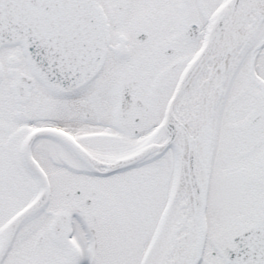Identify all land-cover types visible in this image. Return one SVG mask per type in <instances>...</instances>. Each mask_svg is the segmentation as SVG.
<instances>
[{
	"label": "snow or ice",
	"instance_id": "1",
	"mask_svg": "<svg viewBox=\"0 0 264 264\" xmlns=\"http://www.w3.org/2000/svg\"><path fill=\"white\" fill-rule=\"evenodd\" d=\"M0 264H264V0H0Z\"/></svg>",
	"mask_w": 264,
	"mask_h": 264
}]
</instances>
